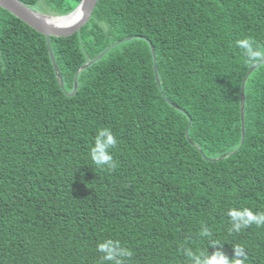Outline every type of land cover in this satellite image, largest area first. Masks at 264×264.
Masks as SVG:
<instances>
[{
	"label": "trees",
	"instance_id": "trees-1",
	"mask_svg": "<svg viewBox=\"0 0 264 264\" xmlns=\"http://www.w3.org/2000/svg\"><path fill=\"white\" fill-rule=\"evenodd\" d=\"M20 1L66 14L80 0ZM129 35L145 39L64 93ZM245 38L264 49V0H98L77 32L50 37L63 91L45 36L0 7V264H102L106 239L131 252L125 264H189L185 246L211 253L213 241L264 264V226L234 232L227 216L264 212V62L244 85L240 144ZM102 127L117 139L113 170L89 156Z\"/></svg>",
	"mask_w": 264,
	"mask_h": 264
},
{
	"label": "clouds",
	"instance_id": "clouds-1",
	"mask_svg": "<svg viewBox=\"0 0 264 264\" xmlns=\"http://www.w3.org/2000/svg\"><path fill=\"white\" fill-rule=\"evenodd\" d=\"M85 12L81 7L80 17L77 23L84 19ZM105 32L109 31V26L101 24ZM237 45L243 50L247 62L257 63L264 61V49L256 45L255 41L245 38L237 41ZM117 144L116 136L111 129L102 127L97 130L89 156L93 164L101 169L113 170L116 162L113 158L111 149ZM227 216L231 222V231L240 232L252 225L257 227L264 226V212H254L248 207L229 208ZM199 235L207 237L210 232L206 226H201ZM209 245L214 247V251L209 253L204 251H193L190 247L183 248L184 255L188 258L189 264H246L248 260L247 251L240 245H233V255L229 257L222 250V243L213 241ZM97 250L102 253V264H125V259L131 256V252L122 246L119 240L106 239L97 244Z\"/></svg>",
	"mask_w": 264,
	"mask_h": 264
},
{
	"label": "water",
	"instance_id": "water-1",
	"mask_svg": "<svg viewBox=\"0 0 264 264\" xmlns=\"http://www.w3.org/2000/svg\"><path fill=\"white\" fill-rule=\"evenodd\" d=\"M97 1L98 0H80L79 3L70 12L66 14H47V13H44V12H41L39 10L29 7L28 5L24 4L20 0H0V7H2L3 9L7 10L11 14L16 16L20 20H22L24 23H26L28 26H30L32 29H34L38 33L43 34L45 36L49 57L53 65L56 78L59 82L60 88L63 89L64 91L63 79H62L61 73L59 71L58 65L56 63V60H55V57H54V54L51 48L50 37L52 36L67 37L77 32L90 19ZM81 7L83 8V11L85 12V16L83 20L77 23L80 17ZM138 37L145 39V37L140 36V35L125 36L119 40L112 42L105 49H103L98 55H96L94 58L80 65L75 71L74 76H73L72 90L70 92L64 91V93L68 96H73L76 93L77 77L81 70H83L87 66L99 60L108 50H110L114 46L122 42H125L127 40L138 38ZM150 49H151V54L153 58V69L155 73V78H156L158 87L160 89V81L157 75L156 64H155V52L151 44H150ZM263 62L264 61L257 62L251 68H249V70L246 72L241 82V86H240L241 141H240V144L243 143L244 134H245L244 119H243V116H244V85L250 73ZM190 124H191V118H189L188 120V127L185 131V135L187 138H188V128ZM199 150L201 154L204 156L203 151L201 149ZM226 155L228 154L227 153L223 154L222 156L218 157V159Z\"/></svg>",
	"mask_w": 264,
	"mask_h": 264
},
{
	"label": "rangeland",
	"instance_id": "rangeland-1",
	"mask_svg": "<svg viewBox=\"0 0 264 264\" xmlns=\"http://www.w3.org/2000/svg\"><path fill=\"white\" fill-rule=\"evenodd\" d=\"M36 10H38V9H36Z\"/></svg>",
	"mask_w": 264,
	"mask_h": 264
}]
</instances>
